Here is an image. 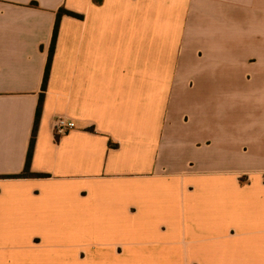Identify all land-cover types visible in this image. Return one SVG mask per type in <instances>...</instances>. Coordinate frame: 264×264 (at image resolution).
Masks as SVG:
<instances>
[{
    "label": "crops",
    "instance_id": "0c3cea01",
    "mask_svg": "<svg viewBox=\"0 0 264 264\" xmlns=\"http://www.w3.org/2000/svg\"><path fill=\"white\" fill-rule=\"evenodd\" d=\"M61 8L83 17L60 21L49 177L7 178ZM240 142L264 143V0H0V264H264V156Z\"/></svg>",
    "mask_w": 264,
    "mask_h": 264
},
{
    "label": "trees",
    "instance_id": "16d2710c",
    "mask_svg": "<svg viewBox=\"0 0 264 264\" xmlns=\"http://www.w3.org/2000/svg\"><path fill=\"white\" fill-rule=\"evenodd\" d=\"M96 1H98V0H96ZM64 15H68V16L75 17V18H82L83 17L79 14L70 12V11L66 10L65 8H61L59 13H58V19H57L56 26L54 29L53 41H52V45H51V49H50V55H49L48 63L46 66L44 81H43V85H42L40 102H39L37 112H36V119H35V125H34V129H33V136H32V140H31V144H30V148H29V152H28V156H27L26 166H25L24 171L21 174L9 176L7 178L26 179V178H47V177H49L47 174L33 173L31 171V165H32V159H33V154H34L36 137L38 134L39 124H40V120H41L42 112H43L44 98H45V94H46V91L48 88V82L50 79L52 62H53L57 38H58V34H59L60 21ZM113 145H114L113 143H110V146H113Z\"/></svg>",
    "mask_w": 264,
    "mask_h": 264
},
{
    "label": "rangeland",
    "instance_id": "374dc122",
    "mask_svg": "<svg viewBox=\"0 0 264 264\" xmlns=\"http://www.w3.org/2000/svg\"><path fill=\"white\" fill-rule=\"evenodd\" d=\"M236 147L240 150L237 156H264V143H243L240 142L236 145ZM247 149L248 154H244L243 150ZM240 164H243L244 160L242 158L239 159ZM264 164V163H263Z\"/></svg>",
    "mask_w": 264,
    "mask_h": 264
},
{
    "label": "built area",
    "instance_id": "2783aa9c",
    "mask_svg": "<svg viewBox=\"0 0 264 264\" xmlns=\"http://www.w3.org/2000/svg\"><path fill=\"white\" fill-rule=\"evenodd\" d=\"M73 129H75V123L72 120L63 117L56 119L55 132L58 138L68 134Z\"/></svg>",
    "mask_w": 264,
    "mask_h": 264
}]
</instances>
